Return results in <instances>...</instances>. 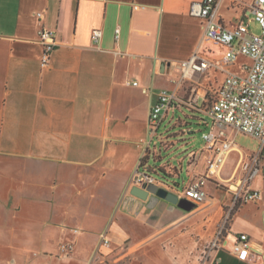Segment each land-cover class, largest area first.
<instances>
[{
	"label": "crops",
	"instance_id": "0c3cea01",
	"mask_svg": "<svg viewBox=\"0 0 264 264\" xmlns=\"http://www.w3.org/2000/svg\"><path fill=\"white\" fill-rule=\"evenodd\" d=\"M192 1L0 0V264H264V161L251 184L259 198L226 222L232 192L221 181L234 175L237 152L224 163L238 154L232 170L223 166L220 182L205 185L202 203L131 194L160 93H175L177 108L194 112L185 103L200 106L224 78L209 71L180 81L178 64L194 52L221 59L201 20L188 14ZM241 2L219 3L224 25H236ZM41 29L53 31L57 44L44 66ZM157 136L148 172L176 178L172 165L157 161L177 140ZM207 156L189 164L183 188L204 172ZM222 226L223 247L209 249ZM241 234L252 246L247 261L232 251ZM61 243L73 244L68 257Z\"/></svg>",
	"mask_w": 264,
	"mask_h": 264
},
{
	"label": "built area",
	"instance_id": "2783aa9c",
	"mask_svg": "<svg viewBox=\"0 0 264 264\" xmlns=\"http://www.w3.org/2000/svg\"><path fill=\"white\" fill-rule=\"evenodd\" d=\"M221 1L193 0L188 9L190 17L201 20L206 42L221 49V59L214 60L204 52H194L188 59L178 64L180 81H191L196 75L209 71L216 73L219 71L224 74V78L215 90L204 96L203 104L207 105L204 110H201L193 100L185 103L189 108L203 112L211 122L209 132L202 136L205 146L201 152L208 153V156L205 159L204 172L190 179L185 187L175 194L178 198L184 197L194 203H202L207 199L205 185L209 182H220L219 176L227 157L232 152L239 153L234 175L227 181H221V185L232 192V207L225 219L226 222L235 206L259 198L258 192L251 188V184L261 173L264 161V0H252L248 6L249 14L254 16L261 29L259 36L249 33V20L247 22L242 20L232 27L224 25L217 15ZM100 37L99 30H94L91 34L93 43H98ZM38 42L43 49L41 63L44 66L49 62L57 45L55 33L41 29L38 32ZM240 58L248 60L247 64L241 65L243 73L230 71L229 69L234 67ZM179 103L182 102L175 93L162 91L157 102L150 108L145 149L133 178L135 186L146 187L149 184L159 186L160 182L148 172L150 166L147 160L156 154L157 131L162 119L173 113ZM228 128L256 139L257 151L242 152L234 141L227 137L225 129ZM188 157L190 163L197 157V153L192 151ZM223 229L224 226L218 230L209 249L223 247V241L220 239ZM100 243L104 247L110 245L103 233L100 235ZM59 248L61 257H68L73 252L72 243H61ZM251 250L252 246L245 234L239 235L232 245V251L240 261H247Z\"/></svg>",
	"mask_w": 264,
	"mask_h": 264
},
{
	"label": "rangeland",
	"instance_id": "374dc122",
	"mask_svg": "<svg viewBox=\"0 0 264 264\" xmlns=\"http://www.w3.org/2000/svg\"><path fill=\"white\" fill-rule=\"evenodd\" d=\"M252 0H242L238 5L241 8L240 15L235 19L236 24L238 21L244 20L250 21L248 25L249 33L252 35L259 36L261 34V29L257 22L254 20V16L249 14V4ZM248 60L245 58H240L238 63L234 66L233 72L237 74H242L241 69L242 64H247ZM206 104H201V110L206 108ZM172 117V118H171ZM169 119H167L161 127L158 129L157 134L167 133L177 140L175 145H172L169 149L162 150L160 154V159L157 161V165L170 164L175 168L178 174L176 178H169L164 175H160L157 179L165 184L171 182L179 184L180 189H183V182L187 180V171H191L193 168L189 164L197 165L204 160H202L201 150L204 149L205 141L202 136L208 133L211 127V122L209 118L203 112H193L185 107L176 108L174 114ZM176 121H178L176 123ZM208 123V125H206ZM182 124V125H181ZM185 129V136H181L179 133L181 130ZM227 137L231 138L234 143L245 153H252L258 149V141L251 136L237 133L231 129L225 130ZM153 145L151 146V149ZM158 148V146L156 147ZM196 152L198 157H194L189 163V153ZM200 155V156H199ZM201 157V158H200ZM238 154H232L224 166L223 171H231ZM204 163V162H203ZM153 166V162L149 163ZM166 180L168 183H166ZM224 187V186H223ZM221 186L220 188L223 189ZM225 189V188H224ZM223 189V190H224Z\"/></svg>",
	"mask_w": 264,
	"mask_h": 264
},
{
	"label": "water",
	"instance_id": "95a60500",
	"mask_svg": "<svg viewBox=\"0 0 264 264\" xmlns=\"http://www.w3.org/2000/svg\"><path fill=\"white\" fill-rule=\"evenodd\" d=\"M149 193L157 196L160 199L167 201L172 205H176L178 203L179 198L176 194L162 187H159L156 184H149L146 187L134 186L132 187L131 190V194H133L134 196L140 199H145Z\"/></svg>",
	"mask_w": 264,
	"mask_h": 264
},
{
	"label": "trees",
	"instance_id": "16d2710c",
	"mask_svg": "<svg viewBox=\"0 0 264 264\" xmlns=\"http://www.w3.org/2000/svg\"><path fill=\"white\" fill-rule=\"evenodd\" d=\"M190 109H194V110H196V111H194V112H201L200 110H197V109H195V108H190ZM150 174H151V173H150ZM153 174H154V175H156V174H157V175H161V174L163 175V173H160L158 169L153 170L152 175H153ZM154 175H153V176H154ZM157 175H156V178H157ZM164 176H165V175H164ZM161 178H162V177H161ZM157 180H158V179H157ZM236 208H237V206L234 207V209L232 210L231 214L233 213V211H234Z\"/></svg>",
	"mask_w": 264,
	"mask_h": 264
}]
</instances>
